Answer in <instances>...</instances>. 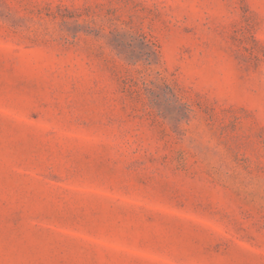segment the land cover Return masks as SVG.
Wrapping results in <instances>:
<instances>
[{
	"label": "rangeland",
	"instance_id": "obj_1",
	"mask_svg": "<svg viewBox=\"0 0 264 264\" xmlns=\"http://www.w3.org/2000/svg\"><path fill=\"white\" fill-rule=\"evenodd\" d=\"M0 264H264V0H0Z\"/></svg>",
	"mask_w": 264,
	"mask_h": 264
},
{
	"label": "trees",
	"instance_id": "obj_2",
	"mask_svg": "<svg viewBox=\"0 0 264 264\" xmlns=\"http://www.w3.org/2000/svg\"><path fill=\"white\" fill-rule=\"evenodd\" d=\"M120 36L126 37L125 34L121 32H111V37L113 38H119ZM131 39H134V37L131 36ZM142 42L141 48H138L135 46L132 42H127V41H121L123 44V48L127 50H131L133 52V55H125L124 54L122 57L123 59L129 64L135 66L136 64L142 62L145 65H151L152 63V56L156 55V50H154L153 45L148 42L144 37L140 39ZM110 46L113 47L112 43H109ZM124 51V50H122ZM132 82L135 84L136 81L135 79H132ZM131 83H128L130 86V90H133V85ZM142 82L144 85V89L146 91V95L149 99V103L152 106V108H158L157 106L160 104L159 102L162 99H165L169 101V103L175 105V106H182L181 101L177 97V95L174 93L173 89L169 85H160L156 81H149L147 78L144 76L142 77Z\"/></svg>",
	"mask_w": 264,
	"mask_h": 264
}]
</instances>
